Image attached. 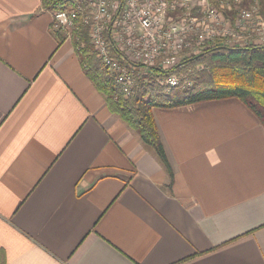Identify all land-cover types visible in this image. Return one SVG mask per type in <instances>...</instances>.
Masks as SVG:
<instances>
[{
  "label": "crops",
  "instance_id": "crops-1",
  "mask_svg": "<svg viewBox=\"0 0 264 264\" xmlns=\"http://www.w3.org/2000/svg\"><path fill=\"white\" fill-rule=\"evenodd\" d=\"M51 23L42 0H0V264H264L256 116L154 109L169 188Z\"/></svg>",
  "mask_w": 264,
  "mask_h": 264
},
{
  "label": "built area",
  "instance_id": "built-area-1",
  "mask_svg": "<svg viewBox=\"0 0 264 264\" xmlns=\"http://www.w3.org/2000/svg\"><path fill=\"white\" fill-rule=\"evenodd\" d=\"M66 1L67 9L52 13L53 31L73 42L81 24L86 26L98 58L126 97L136 85L135 64L149 71L153 67L171 70L184 57L199 55L217 42L228 48L264 45L262 39L263 44L251 41L257 29L250 24L257 18V27L260 24L264 29V20L259 10H246L249 0ZM226 12L233 13L234 20ZM157 82L169 93L183 78L171 75Z\"/></svg>",
  "mask_w": 264,
  "mask_h": 264
},
{
  "label": "trees",
  "instance_id": "trees-1",
  "mask_svg": "<svg viewBox=\"0 0 264 264\" xmlns=\"http://www.w3.org/2000/svg\"><path fill=\"white\" fill-rule=\"evenodd\" d=\"M258 2L259 14L264 20V0ZM42 3L44 9L51 12L65 10L69 5L66 0H42ZM225 15L231 19L234 17L230 12ZM56 37L60 44L65 40L61 33L57 32ZM73 44L87 77L106 98L110 110L156 153L169 176V188L173 185L174 173L153 115L154 109H174L237 99L264 128V45L228 48L217 42L199 55L184 57L171 70L158 67H153L147 73L135 70L134 92L126 97L114 74L98 58L86 26L81 24ZM116 55L121 58L119 54ZM171 75L182 77L183 83L166 93L157 81Z\"/></svg>",
  "mask_w": 264,
  "mask_h": 264
},
{
  "label": "rangeland",
  "instance_id": "rangeland-1",
  "mask_svg": "<svg viewBox=\"0 0 264 264\" xmlns=\"http://www.w3.org/2000/svg\"><path fill=\"white\" fill-rule=\"evenodd\" d=\"M256 2H254L253 0H249L248 2H246L245 4V8L246 10H250L251 12H258L260 6H259V2L258 0H256ZM56 12V11H55ZM54 13V12H52ZM250 26H255L254 29L256 30V33H253V38H251V41L252 43L254 44L256 42V39H257V42L258 43H262V41L264 42L263 38H264V29H263V26L262 25H258L257 27V18H254V21L250 24ZM51 28H52V25H51ZM53 30V29H52ZM237 33L239 34L240 32L237 31ZM262 39V41H261ZM263 44V43H262ZM136 65V70H141L143 73H147V71H149L148 68H146L145 66H140V64H135Z\"/></svg>",
  "mask_w": 264,
  "mask_h": 264
}]
</instances>
